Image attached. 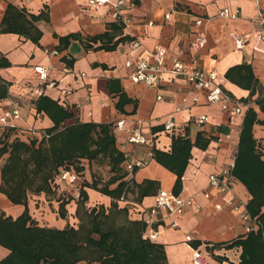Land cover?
<instances>
[{
  "label": "crops",
  "instance_id": "crops-1",
  "mask_svg": "<svg viewBox=\"0 0 264 264\" xmlns=\"http://www.w3.org/2000/svg\"><path fill=\"white\" fill-rule=\"evenodd\" d=\"M123 1L121 12L132 19L131 26L123 29V36L131 40L120 43L114 51H105L95 50L100 42L94 43L88 38L109 31V25L116 22L108 5L96 9L89 6L88 0H0V56L10 64L0 68V114L11 103L19 107L22 113V121L17 122V131L0 134V148L16 140L31 144L23 134L27 127L43 131L53 127V120L46 113L37 111L36 101L41 95L49 97L72 114L65 121L66 125L77 122L112 124L117 148L124 155L128 154L129 160L148 159L151 147L169 153L176 138L195 143L200 136L203 138L201 144L210 139L205 149L199 146L192 148L191 159L182 178V189L177 194L196 197L202 209L189 210L178 218L168 217L165 211H159L157 222L152 227L158 235L156 240L151 241L164 245L168 264H192L193 249L201 251L212 264H239L242 249L225 247L246 237V224L238 213L225 205L235 197L247 206L251 196L233 176L232 193L213 194L210 200H206L203 191L208 187L211 174H221L225 170L231 172L247 111L253 108L258 112L259 119H264V114L255 103L258 93L250 97L249 90L238 87L225 76L230 68L246 63L253 68L264 89V56L253 50L254 41L251 40L246 49L238 50L232 38L234 33L253 36L258 9L252 0H141L133 6L132 0ZM9 6L12 8L8 9ZM237 8L241 10L238 20L229 21L219 16L222 10L233 12ZM261 9L264 13V0ZM45 11L48 21L44 17L38 19ZM166 15H170L169 19ZM5 18L12 22L11 26L16 31L1 32ZM197 20H202L201 25H197ZM38 32L41 36L36 43L33 38L36 39ZM71 34H80L82 40L71 39L69 46L63 48L60 38ZM199 36L205 37L206 43L196 48L193 44ZM136 39L141 42V47L132 52L129 43ZM157 46L166 49V63L169 65L182 61L189 70L216 71L221 88L243 103L242 116L223 112L219 105H209L202 93L171 76H164L156 87L135 85L129 78L126 61L137 58L150 60V53ZM261 47L264 49V44ZM45 48L57 54L47 55ZM71 59H74L73 64ZM37 65L50 68L47 82L39 80L34 71ZM103 65L107 68H103ZM112 80L120 82V85L112 86L115 89L123 88L136 105L127 103L123 111L117 108L120 93L110 91L109 83ZM195 94L200 96V103L177 112L182 98H191ZM158 96H162L163 100L159 101ZM200 115L209 116V122L202 127L194 123ZM122 119L127 121V127L141 122V128L151 145L124 146L127 130L118 133L115 129V123ZM168 119L182 125L185 135L166 133L163 123ZM219 127L228 131L221 132ZM253 132L264 160V149L260 147L262 140L264 148V125H255ZM8 156L5 153L0 158V211L6 217L17 219L26 207L12 203L1 192V167ZM176 180L177 175L153 157L146 167L134 173L131 189L118 202L119 206L128 208L131 221L143 222V216L155 206L158 192H173ZM147 182L144 190L149 193L139 199V186ZM51 188L49 194L29 195L31 218L40 227L58 230L68 225L78 227L80 219L76 211L83 186L78 189L72 184L57 182L54 175ZM84 189L91 208L96 207L95 204L106 208L111 206L110 197L89 188ZM62 204H65L64 217L60 214ZM216 205H223L224 208L217 210ZM173 221L178 223V227L170 226ZM148 231L145 227L143 238L149 234ZM187 236L192 238L190 242L186 241ZM9 254L8 249L0 246V261ZM78 264L88 263L83 261Z\"/></svg>",
  "mask_w": 264,
  "mask_h": 264
},
{
  "label": "trees",
  "instance_id": "trees-1",
  "mask_svg": "<svg viewBox=\"0 0 264 264\" xmlns=\"http://www.w3.org/2000/svg\"><path fill=\"white\" fill-rule=\"evenodd\" d=\"M140 1L135 0V3L139 4ZM10 8L12 7L9 6L8 9ZM43 17L48 21L47 12L37 18ZM11 23L5 18L1 32L16 31ZM123 29V24L116 21L109 25V31L89 37L88 40L100 42L95 50L114 51L120 43L131 40L123 36ZM40 36L38 32L33 40L38 43ZM71 39L82 40V36L71 34L61 37L63 48L69 46ZM70 62L73 64L74 59ZM9 65L6 59L0 56V68ZM103 68L107 67L103 65ZM225 76L238 87L249 90L250 97L258 93L255 103L264 114V89L250 65L244 63L234 66ZM112 84L120 85V82L112 80L109 83L112 93H120L117 104L120 111H123L127 103L136 105L135 101L127 97L123 88L115 89ZM36 107L38 112L46 113L54 122L53 127L47 130L50 137L43 139L38 146L35 142L27 144L16 140L5 143L0 148V158L5 153L9 154L1 167V192L12 203L26 207L17 219L6 217L5 213L0 211V246L10 251L0 264H78L83 261L88 264H168L164 245L144 239L145 224L141 221H131L128 208L119 206L118 202L131 189L134 174L126 179L128 174L122 167L125 156L117 148L112 124L77 122L66 125L65 121L70 119L72 114L45 95L38 98ZM257 124L264 125V119H259L258 112L250 108L242 124L238 152L234 168L231 170L232 176L242 183L250 194L251 199L246 209L259 224L257 231L226 245L227 249H242L239 264H264V160L253 132ZM219 130L228 131L224 127H219ZM209 140L201 144L203 138L200 136L195 143L188 139L176 138L173 139L169 153L154 150V159L177 175L173 188L175 194H179L182 189V178L191 159L192 148L199 146L205 149ZM99 159L106 161L112 175L104 184L93 181L83 185L76 215L80 219L83 212L86 220H82L78 227L68 225L63 230L38 226L29 214V195L51 193L54 175L61 168H72L82 173L85 171L82 161L94 162ZM144 185H148V182L139 186V199L149 193L144 190ZM84 188L110 197L111 206L106 208L101 205L87 210L84 204L88 202L89 196ZM60 214L65 216V204L61 205Z\"/></svg>",
  "mask_w": 264,
  "mask_h": 264
},
{
  "label": "built area",
  "instance_id": "built-area-1",
  "mask_svg": "<svg viewBox=\"0 0 264 264\" xmlns=\"http://www.w3.org/2000/svg\"><path fill=\"white\" fill-rule=\"evenodd\" d=\"M132 5L135 0H132ZM237 1V0H236ZM257 9L258 14L254 21L255 31L252 37L245 36L243 34L234 33L232 35L235 47L238 50H244L250 44L251 40L254 41L253 50L259 52L264 56V49L261 47L264 44V13L261 9L262 0H252ZM89 6H94L96 9L108 5L112 18L116 21H120L124 28H129L132 24V19L125 17L121 12V7L124 5L123 0H88ZM219 16L229 21L238 20L241 17V10L237 8L235 11H229L228 9L222 10ZM170 15H166L169 19ZM197 25H201L202 20L196 21ZM206 38L199 36L194 42L193 46L201 48L205 45ZM141 47L139 40H133L129 43V48L132 52L138 50ZM47 55H56V51H51L47 48L44 49ZM150 60L144 58L129 59L125 63V67L128 70L129 78L135 85L143 84L147 87L159 86L164 79V76H171L176 79L183 80L190 89L199 91L204 96L206 102L209 105H219L223 112L229 113L233 116L241 117L243 114L244 105L239 100L233 98L230 94L225 92L219 82L218 73L216 71L208 70H189L185 63L182 61H176L172 64H167V51L166 49L157 46L150 53ZM34 71L37 74L41 82H47L50 78V68L37 65L34 67ZM159 101L163 100L162 96H158ZM200 103V96L195 94L191 98L183 97L181 100V106L177 109V112L187 110L190 107H194ZM22 121V113L19 107H16L12 103L9 107L4 109L0 114V134L12 132L18 130L17 122ZM209 122L208 115H200L194 120L197 126H205ZM130 123V121H129ZM127 127V121L125 119L119 120L115 123V129L119 132L127 130V138L124 146H150V140L146 133L142 130V123L130 124ZM163 129L166 133L171 135H185V131L182 125L177 124L174 120L168 119L163 123ZM24 135L27 140L32 142L43 141L48 139L50 135L47 131L38 130L34 127H27L24 129ZM22 134V135H23ZM125 161L122 164L124 171L128 175H133L135 171L146 167L149 164V159L154 157V149L151 147L148 159H132L129 160L128 154L124 155ZM234 168L232 165L231 170ZM56 181L60 183H68L72 185L78 184V175L72 168H61L57 174H55ZM233 191V178L230 171H223L221 174H211L208 180V187L203 191V197L206 200H210L213 194L226 195ZM226 208L235 211L239 214L241 220L246 224L245 232L248 234L252 231L259 229V224L256 219L252 218L248 213L246 206L243 202L238 201L235 197H232L226 202ZM223 205H216L217 210H222ZM202 209L201 204L196 197H182L171 191L160 190L156 196L155 206L150 210L147 215L143 216V222L148 228V233L144 239L156 240L158 233L152 228L157 222L156 216L159 211H165L168 217L178 218L184 215L187 211ZM173 228L178 227V223L173 221L170 225ZM192 238L186 237V241L190 242ZM192 264H212L201 251L193 249L192 252Z\"/></svg>",
  "mask_w": 264,
  "mask_h": 264
},
{
  "label": "rangeland",
  "instance_id": "rangeland-1",
  "mask_svg": "<svg viewBox=\"0 0 264 264\" xmlns=\"http://www.w3.org/2000/svg\"><path fill=\"white\" fill-rule=\"evenodd\" d=\"M32 142V141H31ZM36 146H38V142H35ZM260 147L261 149L263 148V144H262V140L260 142ZM82 165L85 166V170H87V172H76L75 170H73L77 175H78V184L73 185L75 188H80L85 184V183H89L91 184L93 181H100L102 184H104L106 181H108V179L111 177V172H110V168L108 166V164L106 163V161L99 159L97 161L94 162H88V161H82ZM58 172H56L57 174ZM80 192V191H79ZM71 199H74V197L70 196ZM76 199V197H75ZM81 200V198H78V200ZM96 207H99L100 204H95ZM84 207L87 210L91 209V204L88 202H86L84 204ZM85 209V210H86ZM80 223L82 220H86L84 213L82 212V215H80Z\"/></svg>",
  "mask_w": 264,
  "mask_h": 264
}]
</instances>
